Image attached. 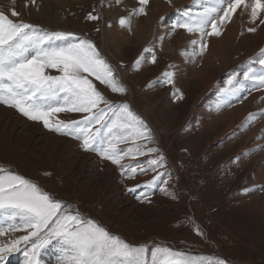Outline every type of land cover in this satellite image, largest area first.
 <instances>
[{"label": "rangeland", "instance_id": "rangeland-1", "mask_svg": "<svg viewBox=\"0 0 264 264\" xmlns=\"http://www.w3.org/2000/svg\"><path fill=\"white\" fill-rule=\"evenodd\" d=\"M25 2L0 0V10L9 15L13 9L21 13L10 17L13 20L90 39L126 91L112 92L94 77L93 83L108 100L127 103L145 121L151 130V141L137 143L142 145V151H157L125 157L121 164L135 167L139 162L145 169L142 172L137 168L136 174L130 176L98 152L84 150L81 140L49 130L41 121L30 120L17 109L0 104V166L37 182L56 199L71 204V211L98 221L133 245L171 248L197 264H217L218 260L226 264H264V180L259 178L260 173L264 175V87H255L256 82L244 80L243 75L249 69L264 71V65L258 63L264 56V47L248 55L262 39L264 24L257 21L253 25L251 19L244 22V16L250 17L244 11L235 23L233 14V23L223 27L222 36L229 31L221 54L214 51L208 57L206 49L197 56L196 46L190 51L182 37L178 42V33L167 36L170 47L161 42L150 46L151 40L143 44L132 33L136 21L146 20L144 14H133L140 7L137 5L125 12L115 1L104 9L101 0H67L64 5L54 0H35L34 4L29 0L26 7ZM90 13L99 19L89 20ZM179 14L178 19L168 20L163 27L182 19V11ZM121 17L128 18L133 26H121ZM238 24H245V28L240 25L245 32ZM249 25L257 28L255 33L250 34ZM105 31H110L109 36ZM123 32L131 35L128 42L121 39ZM114 36L117 39L113 41ZM212 38L217 42L221 36ZM150 53L155 54V63ZM138 59L139 67L135 63ZM205 64H214L221 75L212 84L214 103L203 109L204 99H210ZM49 71L58 75L55 70ZM165 73L172 74L171 83ZM201 74L205 80L200 79ZM233 74L243 86L235 81L228 84ZM250 113L255 114L251 120ZM58 115L63 120H80L86 114ZM234 119L238 124L234 125ZM130 146L131 142L118 147ZM161 156L163 166L153 170L147 161ZM158 173L163 175L149 183ZM133 188L135 191H129ZM7 223L0 221L4 227ZM24 234L9 233L0 241L8 242ZM60 247L55 240L44 247L40 264H58L61 254L48 259L45 255L52 248L60 251ZM20 249L6 253L4 264H25L23 245Z\"/></svg>", "mask_w": 264, "mask_h": 264}, {"label": "snow or ice", "instance_id": "snow-or-ice-1", "mask_svg": "<svg viewBox=\"0 0 264 264\" xmlns=\"http://www.w3.org/2000/svg\"><path fill=\"white\" fill-rule=\"evenodd\" d=\"M28 2L26 0L25 7ZM30 2L34 4L35 0ZM12 3L15 4V0ZM138 3L140 7L134 9L133 14L146 15L149 0H138ZM196 5L200 11L195 14L191 8L177 9L182 11L183 18L172 28L199 33V38L191 41L192 45H199V54L207 49L204 38L221 36L223 26L231 21L237 9L249 12L253 25L257 21L264 24V0H194ZM20 15L14 9L10 15L0 10V104L17 109L30 120L41 121L49 130L81 140L84 150L98 152L104 159L120 166L122 173L127 171L132 176L137 168L145 171L139 162L133 167L123 165L121 161L130 155L157 151L155 148L142 151V145L137 143L141 140L150 142L151 130L127 103L116 104L108 100L93 83L94 77L112 92L126 91L96 45L71 32L50 31L22 19L10 18ZM87 18L98 20L99 16L90 13ZM119 23L131 26L125 17H121ZM247 30L255 32L257 28ZM145 51L150 52L149 49ZM261 52L264 53V49ZM150 54L155 63V54ZM135 63L139 67L140 59ZM258 63L264 65V56ZM49 70H55L58 75ZM243 75L244 80L255 81V87H264V71L249 69ZM171 76V73H165L169 83ZM234 81L243 86L236 80V74L230 76L228 84L232 85ZM59 113L86 115L80 120H63L59 119ZM254 116L250 113L248 119ZM129 142L132 146L128 148L118 147ZM147 163L154 170L163 166L164 158L149 159ZM161 175L158 173L149 183H154ZM71 208V204L56 199L37 182L0 166V217L11 221L6 227L0 225V237L19 231L26 233L8 242L0 241V264H4L6 253L21 250V245L25 264H40L41 250L53 240L61 246L58 264H197L186 254L171 248L155 244L133 245L98 221L79 211L73 212ZM217 264L226 262L218 260Z\"/></svg>", "mask_w": 264, "mask_h": 264}, {"label": "bare ground", "instance_id": "bare-ground-1", "mask_svg": "<svg viewBox=\"0 0 264 264\" xmlns=\"http://www.w3.org/2000/svg\"><path fill=\"white\" fill-rule=\"evenodd\" d=\"M54 1H58V2H61V4L62 5H64V4H67V0H54ZM102 1V4H101V8H103L104 9V7L103 6H106L107 4H110L111 2H116V0H101ZM181 1L184 3V1L185 0H171V3H168V0H149V5L146 7V20L145 21H143L142 23L140 22H135L134 23V25L135 26H137V27H135V29L132 31V33L134 32V34L136 33L137 35H138V38L143 42V44H146V43H148V41H150L151 40V43H150V46L151 45H153V46H156L159 42H161L160 44H166V40H167V36L168 37H171L172 35H173V33H178V37H177V40H178V42H179V39H181V37H182V40H184V45L185 46H188V48L189 47H191V49H190V51L192 50V47L194 46H196L195 48V52H196V54H197V56H199L200 54H199V45H192L191 44V41L192 40H194V39H198L199 38V33H188L186 30H184V29H179V28H176L175 30H173V28H172V25H170L169 24V26L166 28H164L163 27V25H165V23L168 21V20H170L171 22H172V20H174V19H178V17H180V14H179V12L177 11V9H180V10H184V9H188V8H191L192 9V11H193V13L195 14L196 12H198V11H200V7H199V5H196V6H194V0H187V2H186V4H181L180 5V3H181ZM180 2V3H179ZM117 3V2H116ZM68 4H69V2H68ZM117 5H118V8L119 9H122L123 8V11H131L132 10V8H134L133 6L135 5H137V7L138 6H140L139 5V3H138V0H121V2L120 3H117ZM245 12V11H244ZM239 13H240V16H242L244 13H243V11H242V9H237V11H236V13H234L235 14V16H234V19H233V21L235 22V23H237V21H238V18L240 17L239 16ZM247 13V12H246ZM245 13V14H246ZM242 14V15H241ZM248 14H249V12H248ZM113 15V14H112ZM250 15V14H249ZM113 17H114V15H113ZM161 17H164V19L163 20H161ZM244 17H246V20L244 21V22H246V21H249V19H250V17L249 16H244ZM108 18H109V16H108ZM110 19V18H109ZM144 20V19H143ZM106 21H107V19H106ZM139 21V20H138ZM233 21H231V23H233ZM241 21V20H240ZM133 22V21H132ZM259 22V21H258ZM157 23L158 24H161V26H159V25H157ZM234 23V24H235ZM250 23V22H249ZM252 23V22H251ZM257 23V22H256ZM105 24V23H104ZM108 24V23H107ZM106 24V25H107ZM133 24V23H132ZM131 24V26H133ZM246 24V23H245ZM245 24H240V25H243V27L245 26ZM258 24V23H257ZM230 25V24H229ZM229 25L228 26H226L227 28L229 27ZM239 25V24H238ZM239 25V26H240ZM119 26V25H118ZM118 26H116V28L118 27ZM234 26V25H233ZM246 26H247V24H246ZM245 26V27H246ZM250 27H251V25H249ZM107 27H108V25H107ZM224 27V26H223ZM235 27V26H234ZM240 27H242V26H240ZM239 27V28H240ZM243 27H242V31L244 30L243 29ZM244 27V28H245ZM115 28V27H114ZM132 29H133V27H131ZM163 28L165 29V30H163ZM233 28V27H232ZM236 28V27H235ZM248 28V27H247ZM53 30H55V29H57V28H55V27H53L52 28ZM104 29H106V28H104ZM117 29H119V28H117ZM117 29H114L115 31H118ZM262 29H263V31H264V25L261 27V31H262ZM108 30V29H107ZM172 30V31H171ZM226 30V29H225ZM238 30V29H237ZM122 31V30H121ZM177 31V32H176ZM229 31V30H228ZM228 31L226 32L225 31V33H224V36H222L221 35V39H219V41H217V42H215V41H213V39L214 38H212L213 36H207V37H205L204 39H205V41L207 42V55L206 56H210L214 51H216L217 53H218V55L219 54H221V52H222V46L224 47V45H226L225 43H226V40H225V37H226V35H227V33H228ZM106 33H107V31H105ZM110 32V31H109ZM108 32V33H109ZM112 32V31H111ZM240 32V31H239ZM244 32H245V30H244ZM259 32V31H258ZM257 32V33H258ZM105 33V34H106ZM108 33H107V35H108ZM117 33V32H116ZM121 33V32H120ZM124 33V32H123ZM129 33V32H128ZM242 33V32H241ZM253 33V32H252ZM255 33V32H254ZM118 34V33H117ZM135 34V35H136ZM246 34V33H245ZM248 34V33H247ZM250 34H251V32H250ZM259 34H261V33H259ZM258 34V35H259ZM110 35H112V33L110 34ZM114 35H115V33H114ZM122 35V40H123V42H128L130 39H131V35H128L127 33H124V34H121ZM109 36V35H108ZM240 36V35H239ZM261 37H262V39L259 41V43H257L253 48H251L252 50L248 53V55L249 56H251L256 50L258 51V49L260 50V47H264V34H263V36L262 35H260ZM115 37V36H114ZM156 37V38H155ZM176 37V36H175ZM108 38V37H107ZM157 38H158V40H157ZM239 38H241V37H239ZM238 38V39H239ZM243 38H244V36H243ZM109 39V38H108ZM117 39V37H115V39H112L113 41L114 40H116ZM135 39H137V38H135ZM170 39V38H169ZM173 39V38H172ZM249 39H253V38H249ZM258 39V38H257ZM181 40V41H182ZM215 40H217V38L215 39ZM246 40V39H245ZM107 41V40H106ZM170 40H168V42H169ZM213 41V42H212ZM239 41V40H238ZM242 41V40H241ZM243 41H244V39H243ZM255 41V40H254ZM108 42V41H107ZM116 42V41H115ZM115 42H114V44H115ZM167 42V43H168ZM174 42H175V40L172 42V44H174ZM240 42V41H239ZM251 42V41H250ZM253 42V41H252ZM251 42V43H252ZM256 42V41H255ZM105 43V42H104ZM177 43V42H176ZM237 43V42H236ZM235 43V44H236ZM250 43V44H251ZM180 44V43H179ZM234 44V45H235ZM238 44V43H237ZM241 44V43H240ZM106 45V44H105ZM112 45V44H111ZM118 45V44H117ZM253 45H254V43H253ZM252 44L250 45V46H253ZM108 46V45H107ZM164 46H169V45H164ZM241 46V45H240ZM170 47V46H169ZM226 47V46H225ZM234 47V46H233ZM245 47V46H244ZM173 47H171V49H172ZM246 48V47H245ZM170 49V50H171ZM194 49V48H193ZM234 49V51H235V47L233 48ZM232 49V50H233ZM150 50V49H149ZM230 50V49H229ZM247 50L249 51V49L247 48ZM190 51H188V53H190ZM238 51V50H237ZM204 52V51H203ZM239 52V51H238ZM192 53V52H191ZM244 53V52H243ZM206 54V53H205ZM238 54V53H237ZM175 55H177V54H175ZM247 55V54H246ZM203 56V55H202ZM234 56V55H233ZM185 58V57H184ZM201 58V57H200ZM203 58V57H202ZM201 58V59H202ZM218 58V57H217ZM213 59H215V61H216V58H213ZM221 59V58H220ZM219 59V60H220ZM197 60H199V59H197ZM196 60V61H197ZM205 60V59H204ZM226 60H227V58H226ZM203 61V60H202ZM231 61H232V59H231ZM182 62V61H181ZM223 62H224V60H223ZM207 63H209V62H207ZM218 63H219V61H218ZM222 63V62H221ZM223 64V63H222ZM232 64V63H231ZM203 65V64H202ZM214 65V64H213ZM213 65H208V67H207V65L205 64V67H206V71L205 72H207V80H206V83L208 84H206L207 85V94H208V96H210L209 98L210 99H204V101H203V103H202V105H201V107H203V109L205 108V107H207L208 105H210V104H212V103H214V101H213V98L215 97V89H214V87H212V84L214 83V80H216L217 78H219L220 77V72H218V70L215 68L216 66H214L213 67ZM224 65V64H223ZM117 69V68H116ZM203 70V69H202ZM226 71V70H225ZM119 72V71H118ZM205 72H203V73H205ZM228 72V71H227ZM226 72V73H227ZM202 73V74H203ZM222 73V72H221ZM181 74V73H180ZM201 74V75H202ZM194 76V75H193ZM201 78L200 79H203V80H205V77L206 76H204L203 77V75L202 76H200ZM193 78H195V77H193ZM197 78V77H196ZM217 82V81H216ZM226 85V84H225ZM224 85V86H225ZM263 91V90H262ZM262 93V92H261ZM213 97V98H212ZM255 101H256V99H255ZM252 106V105H251ZM249 108V107H248ZM251 110V109H250ZM11 115H12V113H11ZM234 115V114H233ZM12 118H13V116H12ZM18 118V117H17ZM16 118V119H17ZM149 119V118H148ZM12 120V119H11ZM19 120V119H18ZM22 123V122H21ZM25 123V122H24ZM235 124H238L237 122H236V120L234 119V125ZM240 125V124H239ZM238 126V125H237ZM26 127V126H25ZM28 127V126H27ZM21 128H22V125H21ZM38 130H39V128H38ZM154 130V132H156L157 133V130L156 129H153ZM232 130V129H231ZM159 133V132H158ZM37 134V133H36ZM39 135V134H38ZM59 140V139H58ZM68 140V139H67ZM68 143V142H67ZM73 144V143H72ZM74 145V144H73ZM75 146V145H74ZM88 155V154H87ZM89 156V155H88ZM92 156V155H91ZM92 158V157H91ZM260 175V179H263L264 180V175H262L261 173L259 174ZM204 177V176H203ZM202 180V179H201ZM202 191V190H201ZM204 191V190H203ZM1 220H3L4 221V223H6V222H11V221H8V219H3L2 217H0V221ZM1 225V224H0ZM61 254V252L58 250V249H56V248H52V249H50V252L48 251L47 252V254L45 255V257L48 259V258H57L59 255ZM11 263H13V262H11Z\"/></svg>", "mask_w": 264, "mask_h": 264}]
</instances>
